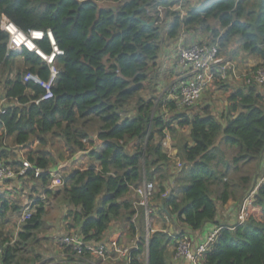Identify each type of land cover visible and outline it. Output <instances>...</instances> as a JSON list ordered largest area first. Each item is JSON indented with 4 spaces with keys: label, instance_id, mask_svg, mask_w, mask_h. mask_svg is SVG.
Segmentation results:
<instances>
[{
    "label": "trees",
    "instance_id": "trees-1",
    "mask_svg": "<svg viewBox=\"0 0 264 264\" xmlns=\"http://www.w3.org/2000/svg\"><path fill=\"white\" fill-rule=\"evenodd\" d=\"M178 4L179 0H0V26L5 17L24 32L51 30L62 50L54 57L58 73L51 86L52 97L41 98L45 89L24 76L31 73L47 81L49 64L35 52L7 50V34L0 28V72L10 69L16 56H21L24 64L23 70L17 69L15 76L4 80L5 95L16 102L3 105L0 128L18 145L35 139L39 146L27 154L32 168L26 170V176L15 177L28 188L25 201L18 204L8 195L10 191L0 192V264H35L43 258L36 249L42 239L35 232L43 229L46 197H55V206L67 210L66 215L56 217L66 230L62 234L76 232L83 241L97 245L107 242L115 221L121 235L134 240L126 264H168L169 247L176 246L173 235L181 234L176 221L198 230L207 222H216L217 200L241 201L251 192L245 218L234 226L217 223L215 238L198 264H264L261 87L245 81L233 87L221 113L225 123L208 107L193 112L167 98L166 93L158 111L154 100L136 96L155 64L160 38L178 40L183 28L212 33L209 42H218L219 53L225 41L237 36L241 48L259 59L256 67L264 64V0L251 5L248 0H191L185 11L176 9ZM157 6L170 17L161 27L164 30L157 23L146 25L137 18L158 21ZM149 8L154 9V15ZM211 21L223 29L220 34ZM36 42L43 53L52 52L48 38ZM222 79L224 82L219 78L218 83ZM131 98L136 99L134 110L127 107ZM183 128L188 129L189 141L180 136L172 154L163 140L169 135L174 141V134ZM54 137L62 141L59 159L84 152L90 160L88 166L65 173L59 187H51L49 173L58 162L43 149ZM94 137L100 143L96 144ZM219 143L235 150L230 160ZM253 161L254 169L248 175L236 177L241 164ZM7 163L16 171L21 166L19 159ZM34 168L40 170L38 176H34ZM172 170L184 179L179 188L169 187ZM144 182L155 184L147 203L148 215L157 214L162 220L161 227L148 232L145 207L136 195ZM212 184L222 187L217 200L212 197ZM30 201L34 209L18 225L17 218ZM15 215L17 228L11 232L6 226ZM29 243L36 246L25 255L23 246ZM58 246L69 254L68 263L74 264L77 256L72 255L70 246ZM105 254L110 262L108 249ZM77 258L86 264L102 260L87 248Z\"/></svg>",
    "mask_w": 264,
    "mask_h": 264
},
{
    "label": "built area",
    "instance_id": "built-area-1",
    "mask_svg": "<svg viewBox=\"0 0 264 264\" xmlns=\"http://www.w3.org/2000/svg\"><path fill=\"white\" fill-rule=\"evenodd\" d=\"M1 29L7 33V50L21 51L22 49H26L32 51L49 64L50 78L47 81L41 80L31 73H27L24 76V80L32 79L45 89V93L41 98L45 99L52 97L51 86L58 73V70L54 65V57L56 54H62V50L58 49L56 46L51 30L42 31L30 29L27 32H24L8 20L1 22ZM44 37L48 38L52 46V52L50 54L43 53L37 46L36 41L41 40ZM174 61L176 76L173 78V81L169 83L167 98H172L180 107H192L200 99L201 94L212 85L216 78H225L224 75L226 71H230L231 76L236 73L234 64L229 60L226 61L225 58L220 55L218 42H196L178 48ZM243 76L246 83H255L261 87L264 103V64L258 66L250 75L244 74ZM4 109L5 107L1 105L0 113H3ZM169 142L170 137L167 135L165 140H163V144L168 147ZM20 161L21 166L18 167V171L15 170L13 165L5 161H0V185L10 179H15L17 174L23 175V177L26 176V170L32 168V164L26 158H21ZM58 171L59 169L57 167L55 170H50L49 173L51 176L58 175ZM39 173L40 170L34 168V176H38ZM54 177H57V184L55 185L61 186L63 184L62 176ZM153 190L154 184L152 182H144L142 186L136 190V195L139 199L138 202L145 207L146 222H148V214L150 211L147 207V203ZM250 200L251 198L249 197L244 200L245 204L241 207L239 222L245 218V207L250 203ZM33 209L34 207L30 201L18 216V225L30 217ZM217 231V228L214 229L208 233L205 239L196 244H193L190 237L185 233H181L179 236L173 235L176 244L173 259H185L191 264H198L201 256L214 240ZM108 242L97 243V245H95L93 241L85 242L76 232L65 233L58 237L59 245L70 246L72 254L77 257H80L83 249L87 248L93 255L102 258H105L106 256L105 249H111L118 257L125 256L128 258L130 248L134 245V242L133 244L131 243L130 245L123 246H118L115 242ZM2 252L3 246L0 244V257Z\"/></svg>",
    "mask_w": 264,
    "mask_h": 264
},
{
    "label": "rangeland",
    "instance_id": "rangeland-1",
    "mask_svg": "<svg viewBox=\"0 0 264 264\" xmlns=\"http://www.w3.org/2000/svg\"><path fill=\"white\" fill-rule=\"evenodd\" d=\"M189 1L191 2V0H179V4L176 6L177 7L176 9H180L182 11L183 10L185 11L187 4L190 3ZM256 1L257 0H248V5H251V4L255 3ZM107 3L110 4L111 2L108 1ZM157 9H158L160 18L156 22L153 19V21H154L153 24L157 23L156 25H158L160 27V29L164 30V28H161V27L165 26L168 23V21L170 20V17H169V15H167L165 9L161 8L160 6H157ZM149 13L154 15L155 14L154 9L149 8ZM211 23L213 24V26L215 28H217L219 30V34H220L223 29L218 26L217 22L211 21ZM182 31H183V33H182L183 35H180L182 37V39L179 42V43H181V45L179 47L177 45H174V47H172L170 45L171 42L165 36L160 38L159 43L161 44V49L157 53V56L155 57V64L149 68L148 77L142 83L141 87L138 89V92L136 94V96L141 95L144 98H151L152 100H154V103H155L154 109L157 111H158L159 107H162V104H160L159 101L161 100V102H162L161 97L164 95L163 93H166V96H167L168 89H169V87H168L169 83L171 81H173V78L176 76L175 64H174L175 57H173V55L174 56L176 55L177 49L184 47V46L191 45L192 43H196L199 41L209 42L210 40H212V38H214V36H212V33L206 32L200 28H197V29L183 28L181 30V32ZM215 38L218 40V36ZM170 48H171V50H173V52L176 51V52H174V54L172 56H170V51H169ZM220 55L222 57H224L226 61L229 60L232 64H234L235 69H236V73H235V75L231 76L230 71H226V73L224 75L225 76L224 82L222 79V83H218V80L216 78L214 80V82L212 83V87L211 88L208 87L209 89L207 88L201 94V96L202 95L207 96L210 93V95L208 97L210 98L211 105L209 104L206 107L209 108L210 113H212V114L214 113L215 115H217V117L222 119L221 113L224 109L223 103H224L226 97L230 93L229 89L232 90L233 87L241 85L244 81L243 75L244 74L250 75L252 72H254L257 68L256 65H257L259 59L252 57L248 52L244 51L241 48L240 42H239L237 36L231 37L229 40L225 41L223 46H220ZM19 62H21L20 58H18V60H16L14 62V67H15V63L18 66ZM6 75L4 76L5 78H6ZM2 76H3V73L0 74V77H2ZM226 77H228V79H226ZM221 85H223V86H221ZM160 87H162V88L160 89ZM213 94H215L214 98L212 97ZM127 107H129V109L134 110V108H136V99L131 98L129 100V103L127 104ZM163 111H164L163 114L164 113L167 114L166 110L163 109ZM174 135L177 139H179L180 136H185V132H184V130L183 131L181 130V131H178V133H175ZM186 135H187V133H186ZM94 138L96 139V137H94ZM172 138H173V136H172ZM33 140L34 139H32V141L27 144L28 150L25 152V155H27V153L30 152V149H32L34 147V146H31L33 143ZM97 143H100L98 139H96V144ZM169 146H170V143L168 144V147ZM219 146L223 147L222 143H219ZM36 147H37V149H39L38 143L34 148H36ZM43 149L49 150L51 152V154L54 156V158H56V162H58V163L61 162L65 165L69 166L68 167L69 169H73L74 167H85V166H88L90 163L88 156H84L83 153L76 154L74 158L72 157V159H67L66 157H65V159H59L58 152H60L62 150V141L59 140L58 137L49 138L47 146L43 147ZM223 150L225 151L226 157H228L229 160L231 159L232 155L236 153L234 149L226 150V148L223 147ZM254 166H255L254 161L250 162L249 164H241L239 171L235 174L236 177H239L241 175H248L252 171V169H254ZM176 167H180V165L176 164ZM16 181H17V179H12L10 181L5 182L2 187L0 186V192L3 193L6 191H10L8 194L10 196V198L12 200L17 201L18 204H22V202L25 201V199L27 198V196L29 194L28 188H26L25 183L19 182L17 184ZM7 183H8V187H7ZM154 188H155V184H154ZM52 197L53 196H50V197H48V198L46 197L44 199L46 204L48 205L46 208L47 211L42 217V228L44 230L40 229L39 231L35 232L36 235L40 239H42V237H43L41 243H39L37 246H36V244H33V243L32 244L29 243L28 246L27 245L23 246V251L25 252V255H27V254L30 255L31 254L30 253L31 247H32V249H34V247L36 246V249H38V251L42 254V257L47 262H49L51 259L46 258L48 255L47 249H49V248L46 249V247H45L46 245H48V243H43V240L46 239L44 237L49 238L50 244L53 245L54 239L52 238V236L56 233V234H58V235H56V237H57L60 234L64 233V231H66L65 229L62 230L63 225L59 224L58 220L55 221L54 224H52V222L56 219V217H62L63 215H66V211H67L66 209H60L57 205L55 206V203H56L55 199H54L55 197H53V198ZM62 213H63V215H62ZM16 216L17 215L13 216L11 218V221L6 226L7 230H9L11 232L15 231L17 228L14 225L15 219L17 218ZM160 224H162V221L158 217V215L151 213V215H149V217H148V222L145 223L146 231H148L149 228H151L152 230L159 228ZM111 226L118 228L119 224H117V222L113 221L111 223ZM190 240L193 243L191 238H190ZM123 243L125 245L130 244V243L126 244L127 242H123ZM43 250H45V251L43 252ZM175 250H176V246H174L172 248V256H173Z\"/></svg>",
    "mask_w": 264,
    "mask_h": 264
},
{
    "label": "crops",
    "instance_id": "crops-1",
    "mask_svg": "<svg viewBox=\"0 0 264 264\" xmlns=\"http://www.w3.org/2000/svg\"><path fill=\"white\" fill-rule=\"evenodd\" d=\"M6 20H8V19L5 18V17L2 19V21H6ZM0 28H1V26H0ZM181 39H182V37H179L178 40L177 39L169 40L171 42L170 45L172 47H174V45H177V46L181 45V43H179ZM21 51H17V52L19 53ZM169 51H170V56H172L174 54V52H175V51L173 52V50H171V48L169 49ZM173 57H175V56L173 55ZM18 58H20V60H21V62H19L18 66L15 63V67H14V64H13V66L10 69H8V67H5V69L0 72V74L3 73V76L0 77V106L9 103V101L10 102H14V103L16 102V99H8L7 96L5 95V88H4V86H5L4 85L5 77L4 76L7 74L6 76L13 77L18 72L17 69H20L19 71L23 70V68H24L23 58L21 56H16V57H14V61L18 60ZM175 72H176V70H175ZM211 87H212V85L209 88H211ZM229 91H231V90L229 89ZM209 95H210V93L207 96L206 95L205 96L202 95L201 98L190 109H193V112H199L201 110L200 109L201 107L203 108V107L208 106L209 104L211 105L210 98L208 97ZM214 96H215V94L212 95L213 98H214ZM227 103L228 102L225 99V101L223 103L224 109H225V106L227 105ZM213 115L217 119H219L223 123H225L223 121V119H220L214 113H213ZM183 130L185 132V136H184L183 139H185V141H189V137L186 135V133L188 132V129L187 128H183L182 131ZM0 136H1L0 137V151L1 152L4 151L5 155H6L5 156L4 154L3 155L0 154V158L3 161L8 162V159H16V160L19 159L20 160L21 158H26L27 157V155H25V152L28 150L27 144L29 142H31L32 139H30L26 145H18L17 143L14 142V139H13L12 135H6L5 134V130L3 128H0ZM179 141L180 140L177 139V138H175L174 141H171V139H170V142H169L170 146L168 147V149L171 151L172 154L176 153L177 145H178ZM94 142H96L95 138H94ZM175 144H176V146H174ZM36 145H37V140L34 139L31 146L35 147ZM34 147L32 149H30V152H28L27 154L33 153V152L38 150L37 147L36 148H34ZM88 147H90V146H88ZM226 150H230V148H226ZM80 153H83L84 156H86V154L84 152H80ZM72 157L74 158L75 155H73V156H71V157H69L67 159H72ZM173 161H174V159H173ZM57 167L59 169L58 175H52L51 176V183H52L51 187H59L58 185H55V184H57V181H56L57 177H54V176H60L61 177L65 173L68 174L71 171H73L74 169L84 168V167H74L73 169H69L68 168L69 166L59 162L55 167H52L51 170H55ZM171 172H172V174L170 176L169 187L174 186L176 188H179L180 184L182 182H184V179H181L182 176L181 177H177L178 173H176V175H175L174 174V170H172ZM175 172H176V170H175ZM177 172H180V169H178ZM18 183L19 182H17V184ZM0 186L2 187L3 184L0 185ZM7 187H8V183H7ZM210 188H211L212 197L215 200H217V195L221 191L222 187L221 186H215V185L212 184V186ZM250 196H252V192L247 194V196L243 197L241 201L240 200H233V199L229 198L226 202L221 203L219 200H217L216 201V203H217V216H216V220H215L216 222H207V223H205L203 225L202 228L193 231V230L189 229L184 223L176 221L177 230L181 231V233H185L186 235H188L192 239L193 244H196V243L202 241L203 239H205V237L208 235V233H210L211 231L216 229L217 228V223H219V224H222V223L223 224H230L232 226L236 225L239 222V215H240L241 207L245 204L244 200L247 197L251 198ZM57 220H58V218H56L52 222V224H54V222L57 221ZM159 227H161V224H160ZM113 229L114 230L112 232H110L107 235V237H106L107 242L109 241L108 243L115 242V244L118 245V246L125 245L123 242H127L126 244H129V243L133 244L134 240H132L130 238L123 237L121 235V232L118 230L117 227H113ZM56 235L57 234L55 233L52 236V238L54 239V244L53 245L50 244L49 238L46 237V239L43 240V243H48V245L45 246L46 249L49 248V249H47V254L48 255H47L46 258L51 259V260L49 262H47V261H45L44 258H42L41 260L36 261L35 264H69L68 263V255L69 254L64 252L63 249H61L58 246L59 243L55 239ZM42 239H43V237H42ZM44 251L45 250H43V252ZM113 252L114 251H112L111 249L109 250V255L111 256V258H110L111 261L110 262H109L108 258H100L102 260H101V262L99 261V264H126L125 256H119L118 257V256H116V254L113 256L112 255ZM169 252L170 253H169V256H168V264H191L189 261H187L185 259L174 260L173 256H172V246L169 247ZM74 259H75L74 262H73L74 264H86V262H84V261L83 262L82 261H78L77 257H74ZM94 263L97 264V262H91L90 264H94Z\"/></svg>",
    "mask_w": 264,
    "mask_h": 264
},
{
    "label": "water",
    "instance_id": "water-1",
    "mask_svg": "<svg viewBox=\"0 0 264 264\" xmlns=\"http://www.w3.org/2000/svg\"><path fill=\"white\" fill-rule=\"evenodd\" d=\"M130 16H133V15H130ZM137 18H138V20H139L142 24L152 25V24L154 23L153 20H151V21H146V20L143 19V18H140V17H137Z\"/></svg>",
    "mask_w": 264,
    "mask_h": 264
}]
</instances>
